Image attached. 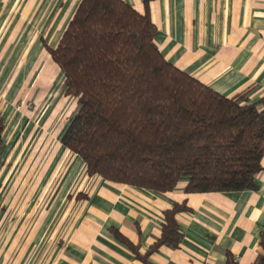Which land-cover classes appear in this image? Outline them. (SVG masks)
I'll use <instances>...</instances> for the list:
<instances>
[{
	"label": "crops",
	"instance_id": "1",
	"mask_svg": "<svg viewBox=\"0 0 264 264\" xmlns=\"http://www.w3.org/2000/svg\"><path fill=\"white\" fill-rule=\"evenodd\" d=\"M80 0H0V264H251L264 234V158L255 188L154 192L88 176L60 137L76 100L46 46ZM148 6L168 62L224 96L264 98V0H123ZM30 103L32 107H28ZM177 248L144 255L173 202Z\"/></svg>",
	"mask_w": 264,
	"mask_h": 264
},
{
	"label": "trees",
	"instance_id": "2",
	"mask_svg": "<svg viewBox=\"0 0 264 264\" xmlns=\"http://www.w3.org/2000/svg\"><path fill=\"white\" fill-rule=\"evenodd\" d=\"M148 6L123 0H80L55 47L46 46L63 75L64 93L76 100L60 137L88 176L158 195L184 183L185 194L255 188L264 158V98L249 89L224 96L162 56ZM4 124L0 117V164ZM1 191V183H0ZM186 202L164 211L161 233L144 255L177 248L175 216ZM251 264H264V234ZM225 264H238L229 252Z\"/></svg>",
	"mask_w": 264,
	"mask_h": 264
},
{
	"label": "rangeland",
	"instance_id": "3",
	"mask_svg": "<svg viewBox=\"0 0 264 264\" xmlns=\"http://www.w3.org/2000/svg\"><path fill=\"white\" fill-rule=\"evenodd\" d=\"M27 106H28V107H32V105H31L30 103H27Z\"/></svg>",
	"mask_w": 264,
	"mask_h": 264
}]
</instances>
